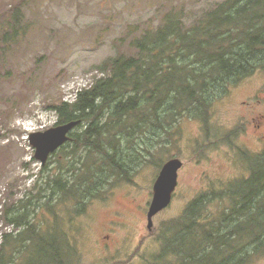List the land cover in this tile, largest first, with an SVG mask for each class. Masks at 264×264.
<instances>
[{
	"label": "rangeland",
	"instance_id": "1",
	"mask_svg": "<svg viewBox=\"0 0 264 264\" xmlns=\"http://www.w3.org/2000/svg\"><path fill=\"white\" fill-rule=\"evenodd\" d=\"M223 1L0 0V248L3 235L22 230L6 214L30 200L31 223L40 232L63 233L57 239L62 264H162L156 261L162 237L188 204L250 176L248 161L264 151V70L215 87L205 121L168 114L163 128L118 135L115 149L107 140L103 152L80 148L71 155L66 148L43 167L29 144L30 134L56 126L53 105L72 103L78 90L107 76L103 68L112 59L135 55L132 41L155 30L167 14L191 26ZM16 7L22 18L13 24ZM12 24L19 34L13 40ZM173 158L183 164L177 186L148 230L153 184ZM57 169L80 190L96 185L94 197L65 205L54 196L39 211L44 202L37 200L38 190ZM209 209L215 212L216 205ZM22 247L14 249L15 264H52L36 244L26 252ZM249 264H264V258Z\"/></svg>",
	"mask_w": 264,
	"mask_h": 264
},
{
	"label": "trees",
	"instance_id": "2",
	"mask_svg": "<svg viewBox=\"0 0 264 264\" xmlns=\"http://www.w3.org/2000/svg\"><path fill=\"white\" fill-rule=\"evenodd\" d=\"M18 7L13 24L22 18ZM182 20L167 14L155 30L132 41L135 55L112 59L103 68L107 76L78 90L72 103L60 101L51 107L58 117L56 125L80 121L59 151L103 152L105 140L114 147L112 140L118 135L131 137L163 128L161 118L168 114L171 119L201 115L205 121L215 87L264 70V0H225L191 26ZM13 24L12 40L19 35ZM107 160L118 165L108 155ZM248 165V178L198 196L169 224L157 263L249 264L264 258V151ZM67 173L57 169L52 178L44 177L36 197L44 202L39 211L47 210L54 196L65 205L94 197L90 192L96 185L80 190L69 183ZM29 204L30 200L21 201L6 214L22 230L3 235L0 264H15L17 244L23 245V252L36 244L52 264H62L57 239L63 233L40 232L38 224L31 223ZM210 205H216L215 212Z\"/></svg>",
	"mask_w": 264,
	"mask_h": 264
},
{
	"label": "water",
	"instance_id": "3",
	"mask_svg": "<svg viewBox=\"0 0 264 264\" xmlns=\"http://www.w3.org/2000/svg\"><path fill=\"white\" fill-rule=\"evenodd\" d=\"M80 121L56 125L43 132L32 133L29 136V144L34 148V158L43 167L48 158L70 141L69 134L77 127ZM179 159L173 158L166 161L160 171L152 188V199L149 204L146 219L147 228L153 225V218L159 212L169 206L177 186L178 171L182 167Z\"/></svg>",
	"mask_w": 264,
	"mask_h": 264
}]
</instances>
